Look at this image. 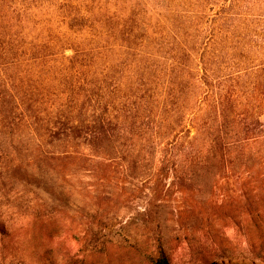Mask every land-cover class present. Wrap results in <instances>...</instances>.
<instances>
[{
    "label": "trees",
    "instance_id": "16d2710c",
    "mask_svg": "<svg viewBox=\"0 0 264 264\" xmlns=\"http://www.w3.org/2000/svg\"><path fill=\"white\" fill-rule=\"evenodd\" d=\"M10 184L84 193L104 264H172L174 194L179 244L216 218L264 224V0H0V197Z\"/></svg>",
    "mask_w": 264,
    "mask_h": 264
},
{
    "label": "rangeland",
    "instance_id": "374dc122",
    "mask_svg": "<svg viewBox=\"0 0 264 264\" xmlns=\"http://www.w3.org/2000/svg\"><path fill=\"white\" fill-rule=\"evenodd\" d=\"M74 183L79 191L83 180ZM233 187L230 182L222 192H231ZM3 193L0 221L6 233H0V264H104L101 258L84 252L89 220L86 204L90 203L82 199L84 193L72 198L59 197L57 193L50 196L49 191L17 184H10ZM203 193H208L207 188ZM181 205L174 194L161 208L167 245L173 248L172 264H203L199 258L205 257L206 264H264V246L260 244L264 239V224L256 228L246 218L210 220L207 241L206 237L192 234L188 242L179 244L177 225L184 222L177 214ZM143 237L140 230H133L128 239L141 248ZM135 256L117 252L111 256L110 264H134L129 257Z\"/></svg>",
    "mask_w": 264,
    "mask_h": 264
}]
</instances>
